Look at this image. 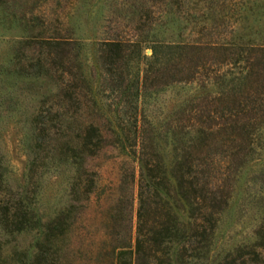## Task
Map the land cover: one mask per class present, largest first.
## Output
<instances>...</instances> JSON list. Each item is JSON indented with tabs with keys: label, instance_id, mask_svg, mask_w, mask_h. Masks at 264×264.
I'll use <instances>...</instances> for the list:
<instances>
[{
	"label": "rangeland",
	"instance_id": "1",
	"mask_svg": "<svg viewBox=\"0 0 264 264\" xmlns=\"http://www.w3.org/2000/svg\"><path fill=\"white\" fill-rule=\"evenodd\" d=\"M43 21L50 22L46 35L68 42L53 51L56 66L51 62L52 55L46 60L41 57L44 68L29 72L38 77H26L22 67L30 58L38 59L43 50L26 42L30 36L41 34ZM139 25L160 43L236 42L264 46V0H0V154L10 186L24 184L26 155L34 146L28 114L39 107L43 98L58 93L61 73L69 74L78 99L94 98L101 115L93 119L107 137L96 155L78 161L75 168L57 162L49 146L42 143L35 166L34 192L28 204L30 224L11 235L0 230V253H18L8 264H17L20 259L25 264H114L118 248L128 240L132 245L136 163L130 152H120L108 140V128L115 129L117 122V108L124 107L128 114L130 107L125 96L111 95L107 83H102L107 75L98 65L95 49L105 39L135 41ZM236 52V46L228 50L229 55ZM125 53L128 59L119 60V75L129 79L139 74L150 59V43L141 42L139 56L132 47ZM217 56L219 52L203 50L194 57ZM60 59L63 64L59 66ZM217 91L212 83L183 82L161 87L139 98L137 113L148 129L162 132L165 122L189 101ZM261 135L264 141V128ZM160 145L163 147L161 142ZM169 153L165 148V161ZM257 157L232 178L233 186L221 191L227 198L214 206L217 214L213 230L198 264H264L251 255L257 238L254 229L264 207V186L256 182L264 166V149ZM76 175L82 183H89L88 193L82 194L77 186L72 189ZM170 184L173 185L171 180ZM170 208L179 221L186 222L180 206ZM63 209L67 210L65 231L58 239L43 240L44 223Z\"/></svg>",
	"mask_w": 264,
	"mask_h": 264
},
{
	"label": "trees",
	"instance_id": "2",
	"mask_svg": "<svg viewBox=\"0 0 264 264\" xmlns=\"http://www.w3.org/2000/svg\"><path fill=\"white\" fill-rule=\"evenodd\" d=\"M41 24V34L30 36V41L26 42L43 49L38 59L30 58L22 67L27 72L23 75L26 77L37 78L38 75L29 72L44 68L41 57L46 60L68 42L62 37L46 35L49 21ZM136 28L135 41L105 39L98 42L95 49L98 65L107 75L102 83H107L111 95L125 96L130 107L128 114L124 107L117 108V122L115 129L108 128V140L120 152H130L137 172L134 239L132 245L128 240L118 248L114 264H198L213 230L217 214L214 206L227 198L221 191L233 186V179L242 166L257 160L264 149L261 135L264 128V46L236 42L160 43L140 25ZM228 32L232 37L233 30ZM144 41L150 43L151 54L139 74L129 79L119 75V60L128 59L125 51L132 47L137 49L139 56L140 44ZM233 46L237 52L229 55L228 50ZM203 50L219 52V57H194ZM52 61L56 66L55 56ZM61 61L59 66L63 64ZM183 82L212 83L218 91L215 95L189 101L165 122L164 131L148 129L137 113L139 98L161 87ZM82 98L78 99L73 91L69 74L61 73L58 93L43 98L39 107L28 114L29 135L36 147H29L31 151L26 155L23 185L12 188L7 182L0 154V230L4 234L11 235L30 224L28 204L42 143L49 146L57 162L72 168L82 159L96 155L106 144L107 137L93 119L94 115H101L94 98L91 96L90 101ZM165 148L170 152L167 161L163 154ZM74 180L72 189L77 186L82 194L89 192V183H82L78 175ZM256 180L264 186V166L258 171ZM123 182L121 176L120 185ZM170 205L183 209L185 223L179 221ZM66 213L63 209L44 223L43 240L46 238L49 242L63 234ZM254 233L257 238L251 255L264 261V207ZM16 255L14 250L0 253V264H8ZM125 255L128 259H123ZM17 264L25 263L20 259Z\"/></svg>",
	"mask_w": 264,
	"mask_h": 264
}]
</instances>
